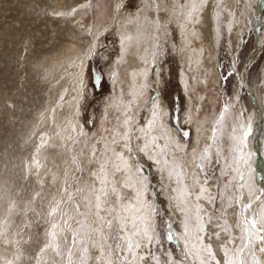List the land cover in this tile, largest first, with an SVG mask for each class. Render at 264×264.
I'll return each mask as SVG.
<instances>
[{"label":"rangeland","instance_id":"374dc122","mask_svg":"<svg viewBox=\"0 0 264 264\" xmlns=\"http://www.w3.org/2000/svg\"><path fill=\"white\" fill-rule=\"evenodd\" d=\"M97 1L0 0V150L4 149L2 152L5 154L0 156V264H37V254L46 243V231L49 228L47 213L50 205L61 197L67 199L62 191L66 183L68 190L74 191L77 184L83 185L91 180L90 173L99 169L98 162L88 163L93 159V148L96 151V161L102 162L106 156L110 158L108 168H112V162H117L112 158L113 150L123 152L132 165L135 184L141 176L148 177V191L143 194V200L155 205L156 215L153 219L160 243L149 244L141 237H136L142 241L141 246L144 245V248L134 250L138 257L144 258L140 259L139 264H156L153 257H157L160 264H167L169 254L173 260H184L183 240L177 241L183 232L184 215L174 198V182L166 177V168H163L165 160L171 163V159H174L182 166L181 186L187 187L191 193L188 197V207H191L192 211L195 212V207L191 206V201L199 191V185L194 187V178L202 182L205 176L210 178L207 185L209 192L217 196V199L214 204H208L203 199L197 202L206 211L219 210V192L224 191L227 197L231 191L225 190L224 185L228 180H232L233 185L239 181V177L229 167L233 156V127L238 137L250 124L251 130L244 139L246 145H242V150L247 155L257 149L258 157L263 163L261 174L264 176V0L261 11L259 8L258 36L253 31L257 28L251 26L248 21L249 13L254 11L258 0H222L218 6L219 0H213L212 12L204 14L201 40L206 55H210L208 63L206 61L205 64L216 77L215 86L207 82L199 69L190 77L183 54L180 55L178 51L181 39L179 26H175L170 18L172 12L168 15L170 0H164L165 12L149 11L148 18L152 20L150 33L157 35L154 38L157 42V52L156 56L152 57L155 63L150 66L146 91L142 94V97L146 96L147 99L140 101V98L136 104V100L129 98V86H125L123 81L120 83L118 76L127 75L129 68L141 70L144 66L135 59L120 62L122 57L119 30L126 18L136 13L141 14L139 11L143 9L144 0H105L100 5L103 8L108 5V10L98 16V10L95 9V6H98ZM149 2L155 6L156 0ZM185 2L187 0H176L177 7L180 5L181 9L178 8L180 11L177 9L172 13L176 19H181V23H188L187 15L192 13H184L182 7ZM229 13L234 16L237 13L236 17L239 15L243 18L239 21L238 17H234L233 22L237 23L227 28L224 17ZM192 15L194 16L193 13L190 14ZM213 16L218 18V34L214 33V26L211 24ZM236 31H239L237 41L234 39ZM259 36L262 42H259ZM257 42L260 43L259 53L242 79L244 65L252 56ZM88 48L90 51H87ZM78 51L88 52L83 68L77 63L81 54L74 55ZM62 56L67 60L64 61ZM63 75L69 76L70 79ZM73 75L80 80H73ZM58 78L64 83V94L57 102L54 101L55 94L52 90ZM183 78L187 89L184 87ZM70 91L74 92L73 99L66 98V93ZM125 98L129 101L126 99L122 104ZM69 101L76 105L72 115L68 113ZM153 103L158 105L160 114L156 121L159 129L155 130L157 143L150 140V137L146 141L144 133L140 131L152 117ZM57 107L60 108L58 115L55 111L51 113L52 108ZM164 110L167 113L164 114ZM188 110L189 118L198 117L199 121L207 114L211 138L203 137L204 141L202 138L198 139V131L186 117ZM60 111L65 113L60 114ZM108 111L109 115L105 114ZM221 112L224 113V118L217 125L216 121L219 120ZM127 117L130 121L126 128L123 123ZM109 121L114 123L110 125ZM213 127H216L214 140L211 131ZM125 131H129L128 143L135 149L132 157H129L124 147L125 142L118 135ZM185 132L188 133L187 137L183 135ZM165 133H172L183 149L172 151L169 146L165 148L161 140V135L163 137ZM115 135L117 143L113 144ZM146 142L149 147L141 152L139 149ZM64 143L66 144L63 145ZM196 143L200 150L197 157L206 146H210L206 157L200 159L204 166L203 172L195 167V163L194 168L187 167L188 153L193 147H197ZM105 144L109 146L107 153L104 151ZM223 144L227 147L224 154L221 150ZM161 149L164 151L161 152ZM74 157L82 164V172L76 171ZM254 158L252 157V161L251 155L249 157L250 169L242 165L241 170L246 178L249 171L251 172L252 182L257 187V173L255 174V168L251 167L254 166ZM155 160L160 163L157 164ZM137 164L140 166L139 170L136 168ZM116 175L112 180H115ZM129 175L132 177L131 171ZM173 177L174 180L177 179L175 175L172 179ZM117 186L119 189L120 185ZM181 186L178 185V188ZM96 187H99V183ZM131 190L132 188L125 187L119 189L122 201L126 204L136 202V193ZM75 199L81 203L83 211L81 197L76 195ZM113 201H116L115 196H110L108 206H116ZM60 210H67L75 217L72 221V227L75 229V220L79 218L75 208L62 204ZM236 210L235 207L229 209L224 218L231 226L232 234L239 236L240 233L235 228ZM103 214L107 219L112 218V215ZM219 215L220 212L217 211V216ZM54 219L60 221V216ZM192 223H195V218ZM220 223H223V219ZM169 226L174 234L172 240L167 239ZM215 230L221 231L219 228ZM209 231L212 229L209 228ZM105 233L107 234V229ZM227 240L228 236L222 231L219 241L213 239V251L218 260L223 259L219 244ZM78 252V248H73L74 260ZM98 254V249L90 251L93 256L92 264H97L95 257ZM260 255L262 256L261 253ZM113 257L117 259L115 254ZM124 257L129 262L132 260L131 254L126 250L119 254V258ZM43 260H47V264H66V251L60 257H54L49 251ZM185 264H193V261L189 259Z\"/></svg>","mask_w":264,"mask_h":264},{"label":"snow or ice","instance_id":"6c2138e0","mask_svg":"<svg viewBox=\"0 0 264 264\" xmlns=\"http://www.w3.org/2000/svg\"><path fill=\"white\" fill-rule=\"evenodd\" d=\"M196 5L193 4L192 9L195 10ZM152 120L148 121L147 128H141L140 131L144 133L145 139L151 136V132L158 120V106L153 103ZM224 118V113L221 112L219 120L216 124L219 125L220 121ZM124 126H129V121H124ZM251 130L249 124L243 131L242 135L237 137L235 135V127H233V146H232V164L229 165L232 171L239 177V181L233 185L232 180H228L224 185L225 190L231 191V194L227 197L224 191L219 192V198L221 200V207L219 210L206 211L201 207L199 203L195 205V212L188 207V197L191 195L187 187H179L173 189L178 191L179 196L175 197L177 200V207L184 215L182 221L183 232L181 237L177 238L179 242L183 240V254L184 260H173L171 254L167 264H185L186 261L191 259L193 264H262V261L258 259L256 252L258 251L264 255V188H257L251 179V172L246 178L244 172L241 170L242 165L248 167L250 154H245L241 145L245 144L244 138L248 136ZM213 137L215 139L216 127H213ZM121 139L125 142L124 147L127 149L129 157L134 155L135 149L128 143L130 140L129 131H125L122 134L118 133ZM185 137L188 133L183 134ZM156 137H152V141H155ZM112 143H117L113 138ZM149 147V143L146 142L139 150L144 152ZM167 148V144L164 146ZM177 149H181L182 146L177 143ZM210 146H206L204 151L199 157H194L195 167L204 171V166L200 163V159L206 157ZM109 146L105 144L104 151L107 153ZM164 149H161L163 152ZM239 153V155H237ZM116 163H112L114 172L113 176L117 172L131 171L132 165L129 164L128 159L125 158L123 152H116L113 150ZM219 155V152H217ZM93 159L88 163L98 162V171H92L90 176L92 182H85L83 185L77 184L74 191H69L67 183L63 188V192L66 194L67 199L63 197L55 200L50 205V210L47 213L49 217V228L46 231V243L40 248L36 257L37 264H41L44 255L51 251L54 257H60L66 251V264H92L93 258L90 255L91 249H98L99 254L95 257L97 264H130L127 258H119V254L123 251L130 253L135 259L136 252L134 249L141 247V242L136 241L134 243V237H141L143 241L151 244L152 242L160 243L159 237L156 233L155 221L153 217L156 215L155 205L143 200V194L148 191V177L141 176L136 184H130L124 182L122 187H135V201L136 205L133 207L131 204L122 203V195L118 191L117 183L115 180L109 179L108 165L110 158L107 156L102 162L96 161L95 148L92 150ZM35 162V160H34ZM157 164L159 160H155ZM73 163L77 164V172L83 171L82 164L77 162V159L73 158ZM164 165L168 166V161H164ZM38 167V165H37ZM139 170V164L136 165ZM169 179L173 175L177 178V184H183V168L177 164L175 160L172 162L170 171L168 172ZM67 176V172L65 173ZM209 177L205 176V179L201 182L194 178V187L199 185V191L196 193V201L205 200L208 204H214L217 196L212 195L207 187L209 183ZM99 183V187L96 184ZM234 189V191H232ZM79 195L83 202V211H81V203L77 202L75 196ZM115 196L116 205H118L122 211H117L116 206H108V198ZM246 197V198H245ZM62 204H69L75 208L76 215L82 217V219L75 220L76 228L73 229L72 221L75 217L71 216L67 210L61 211ZM183 205V207H181ZM254 205H256L254 207ZM236 208L234 212L236 222L235 228L239 231V236H234L229 226L226 216L229 209ZM12 208H9V212ZM217 211L220 215L217 216ZM103 213L112 215L111 219H107ZM193 215L195 216V223H192ZM60 216V221H56L54 218ZM223 219V223L220 221ZM131 223L132 231L129 232L128 224ZM209 228L212 231H209ZM221 229V231L228 236V240L219 244L220 250L223 252V259L218 260L213 251V239L220 240L221 231L215 229ZM107 229V234L105 233ZM70 234V240H69ZM174 234L169 231L167 239L172 240ZM109 241H112L110 243ZM239 241V243H236ZM229 245L232 247L230 248ZM73 248H78V256L73 259ZM114 254L117 259H113ZM141 260L144 258L141 256ZM156 260V264H160L157 257H153ZM11 264V262H9ZM43 264H47V260H43Z\"/></svg>","mask_w":264,"mask_h":264},{"label":"bare ground","instance_id":"6f19581e","mask_svg":"<svg viewBox=\"0 0 264 264\" xmlns=\"http://www.w3.org/2000/svg\"><path fill=\"white\" fill-rule=\"evenodd\" d=\"M95 1V0H94ZM105 0L103 1H100L99 0L97 1V4L98 6H95V9L98 10V15H103L104 13H106V11L108 10V5H104V8L102 5H100V3L102 4V2H104ZM212 1L213 0H187V2H185V5H183V9H184V13L186 12H192L194 14V16H190V13L189 16L187 15L188 19H189V22L188 23H181V19L177 17V19L175 18V14L173 15L172 13L173 12H176V10L179 8L181 9V7H179L180 5H178L177 7V4H176V0H170V10L168 12V15L169 13H171L170 15V18L172 19V21H174V25L175 26H179V29H178V33L181 37L180 39V42H179V45H178V51H179V54L182 53L183 54V59L184 61L186 62L185 64H187V69H188V73H190V77L192 75H194L196 73V70L199 69L200 71L203 72L202 75H204L205 79L207 80V82H209L211 84V86H215L217 81H216V77L212 74V70L210 68H206L208 66H206V61L208 63V60H209V57L210 55H206L205 53V50H204V47H203V44H202V26L204 25V21H205V15L206 13L208 12H212V9H213V6H212ZM111 3V2H110ZM222 3V0H219V2L217 3V6L218 4ZM179 4V3H178ZM193 4L196 5V8L195 10L192 9V6ZM258 4V3H257ZM165 2L164 0H156V3H155V6H153V4H150L149 0H144V3H143V9L140 10L139 12H141V14L139 15L138 13H136L135 15L133 16H130L127 20L125 19L124 22L122 23V28L119 30V33H120V37H119V41H120V51H121V60L120 62H125V61H129V60H137L139 61L143 66L144 68L141 69V70H133V68H129L128 71L129 73L125 76H118V80L120 81H123V84L126 86V84L129 86V91H128V94L130 95V99L133 101H135L134 104H136L140 99V101L143 99H147L146 96H144V98L142 97V94L143 92L146 91V86H147V83H148V73H149V70H150V66L152 63H155L154 59L152 57H154V55L156 54V47H157V42L154 40V38L157 36L154 32L153 34L150 33V26H151V22L152 20L148 18V12L153 10V11H161V10H164L165 12ZM242 6V5H241ZM240 6V7H241ZM90 7V6H89ZM97 7V8H96ZM102 7V8H101ZM157 7V9H156ZM175 7H177L175 9ZM239 7V8H240ZM259 8L260 6L259 5H256L254 11L250 12L249 13V17H248V21L249 23H251V26H253L254 28H257L255 29L256 32H258V24H259V17L260 15L259 14ZM102 9L104 10V12H99V11H102ZM178 9V10H179ZM182 9V10H183ZM72 10V9H71ZM215 10V9H214ZM180 11V10H179ZM260 11H261V8H260ZM72 12V11H71ZM183 12V11H182ZM202 12H205V13H202ZM215 12H217V10H215ZM102 13V14H101ZM239 13V12H238ZM240 14V13H239ZM237 15V13H236ZM236 15L234 16L232 13H229L227 15H225L224 17V21L226 23V27H230L232 25H234L235 23L237 22H233V19L234 17L237 18L238 17V20L240 21L241 17H239V15L236 17ZM191 17V19H190ZM78 18V17H77ZM182 18V17H181ZM243 18V17H242ZM201 21V23H199ZM95 22V21H94ZM248 23V22H247ZM206 24V22H205ZM211 24H213L214 28H213V31L215 34H218L219 33V27H218V18L217 16H213L212 19H211ZM220 24V23H219ZM121 25V24H120ZM208 25V24H207ZM250 25V24H249ZM194 26H196V28H193ZM252 27V28H253ZM238 29V27H237ZM153 30V29H152ZM212 31V26H210V34L212 35L213 33ZM240 31V30H239ZM238 31V32H239ZM237 32V31H236ZM236 33V35L234 36L237 41V38L239 36V33ZM258 36V35H257ZM214 37V35H213ZM211 38V37H210ZM259 42H262V39L261 37L259 36ZM257 42V46H256V49H257V53H259V46H260V43ZM235 44V42H234ZM233 44V45H234ZM159 45V44H158ZM75 47V46H74ZM82 47V46H81ZM77 48V46L75 47ZM87 51H90V48H88ZM87 51H83V52H80L78 51L76 54L74 55H78V54H81L77 63H80L82 65V68L86 65V58L88 57V52ZM180 54V55H182ZM156 56V55H155ZM63 57V56H62ZM64 58V61L67 60V58L63 57ZM62 58V59H63ZM61 59V60H62ZM120 59V58H119ZM153 59V60H152ZM134 60V61H135ZM253 62V60H251ZM133 62V61H132ZM131 62V63H132ZM66 64V63H65ZM70 64V63H69ZM124 64V63H123ZM139 64V63H138ZM153 65V64H152ZM126 66V65H125ZM141 66V65H139ZM70 72V71H68ZM74 73V72H73ZM206 73V75H205ZM119 74V73H118ZM62 75V74H61ZM60 75V77H62ZM64 76V75H63ZM127 76V77H126ZM53 78H55V75L52 76ZM66 77V75L64 76ZM69 77V76H68ZM66 77V78H68ZM245 77V71L243 72L242 74V79H244ZM65 78V79H66ZM64 79V78H63ZM70 79V78H68ZM72 79L73 80H80L76 78L75 75L72 76ZM58 82H55L56 85L54 86L52 92L55 94L54 95V101H57L59 100V98L61 99V96L64 94V83L63 81L57 80ZM73 83V82H72ZM115 83V82H114ZM183 83H184V87L187 89V84L185 83V80L183 78ZM206 83V82H205ZM204 83V84H205ZM123 84L121 85L122 87ZM186 84V86H185ZM40 87V86H39ZM70 87V85H69ZM68 87H66L67 89ZM125 88V87H124ZM69 89V88H68ZM73 89V87L71 88ZM74 90V89H73ZM121 92V90H120ZM124 92V91H123ZM114 95V94H113ZM120 95V94H119ZM123 95V94H122ZM140 95V97H139ZM74 97V92H68L66 93V98L69 99V98H72L73 99ZM127 97V98H128ZM125 98L123 101H122V104L126 102V99ZM70 99V100H72ZM121 99V97L119 98ZM123 99V98H122ZM212 99V98H211ZM127 101H129L127 99ZM146 101V100H145ZM72 101H69V104H68V113L70 115L74 114L75 110H76V105H72L71 104ZM119 102V101H118ZM157 103V102H156ZM64 104V103H63ZM109 104V103H108ZM115 105H119V104H116ZM109 106V105H108ZM158 106V105H157ZM131 108V107H130ZM59 109L60 108H52L51 110V113H53V111L56 112V114L58 115L59 113ZM118 109H119V106H118ZM159 109V108H158ZM108 110V109H107ZM121 111V110H120ZM104 112V111H103ZM163 112V111H162ZM65 112L64 111H60V114H64ZM108 112H105V114L109 115ZM130 113V112H129ZM167 113L165 110H164V114ZM189 114H190V110H188V113H187V118H189ZM61 116V115H59ZM124 116V115H123ZM151 116V115H150ZM160 116V114L158 113V117ZM115 117V115L113 116ZM122 117V116H121ZM111 118V117H110ZM72 119V118H71ZM153 117L150 118V120H152ZM121 120V119H120ZM126 120L130 121L129 118L127 117ZM108 121V120H107ZM125 121V119H124ZM71 122H74L71 120ZM110 125L113 124L114 122L113 121H109ZM189 123H191V125H194L195 128L197 131H198V139L202 138V140L204 141V138H211V132H210V126L208 125V116L207 114L204 116V118L199 121L198 120V117H196L195 119H192L191 117L189 118ZM225 123V122H224ZM228 123V122H227ZM124 124V123H123ZM148 124V122H147ZM147 124L145 126V128H147ZM224 125V124H223ZM225 126V125H224ZM76 129L78 130V126H77V123H76ZM241 127V126H239ZM159 129L158 128V122H156L152 132H151V136H149L148 138L151 140L152 137H156L157 139H155L156 143L158 142V136L157 134L155 133V130ZM163 129V128H162ZM213 129V128H212ZM242 130V129H241ZM73 130H71L72 132ZM212 131V130H211ZM76 132V131H75ZM243 132V131H241ZM154 133V136H152ZM121 134V133H120ZM164 133H162L163 135ZM117 135V134H116ZM116 135L114 136V138L116 139ZM161 135V140L164 142V145L167 144V146L171 147L172 148V151H181V149H183V147L181 149H177L176 148V144L179 143L178 142V139L174 138L173 134L172 133H165V135L162 137ZM218 135V134H217ZM242 134L238 135L241 136ZM120 136V135H119ZM220 137V135H219ZM218 137V138H219ZM121 138V137H120ZM246 138V137H245ZM244 138V139H245ZM67 139V138H66ZM222 139V138H221ZM220 139V141H221ZM224 141V140H223ZM149 142V141H148ZM151 142V141H150ZM154 142V141H153ZM172 143V144H171ZM66 143H64L63 145H65ZM197 144V147H193V150H191L188 154L189 156L187 157V167L188 168H194V157H197V155H199V147H198V143ZM222 144V143H221ZM246 145V144H245ZM114 146V145H113ZM257 146V144H255V147ZM244 147V146H243ZM1 148V147H0ZM117 148V147H116ZM227 148V147H226ZM225 148V145L223 144L222 145V152L223 154L225 153V150H227ZM241 149H242V145H241ZM171 150V149H170ZM245 150V148H244ZM1 151V150H0ZM2 151H4V149H2ZM1 151V154L0 156L2 155V152ZM65 151V150H64ZM243 151V150H242ZM253 151V150H252ZM251 151V160L253 161L252 157L254 158V166L252 165L251 167L252 168H255V174L257 173V187L258 188H264V176L261 174L262 172V162L260 160V158L258 157V152H257V149H255V151L252 153ZM171 152V151H170ZM187 153V152H186ZM150 154H154V153H150ZM156 154V153H155ZM187 154V155H188ZM253 154V156H252ZM3 155H5L3 153ZM11 155V154H10ZM237 155H239V153H237ZM155 156V155H154ZM158 156V155H156ZM186 156V155H185ZM68 157H70L68 155ZM250 157V156H249ZM2 158V157H1ZM9 158V157H8ZM112 158H115L114 155H112ZM226 158V157H225ZM71 160V158H69ZM179 159V158H178ZM215 159V158H214ZM1 160V159H0ZM5 160V159H4ZM11 160V159H10ZM174 159H171V163L168 162V166H163V168H166V177H169L168 175V172L170 171L171 169V166H172V162H173ZM113 163V162H112ZM111 163V164H112ZM262 163V164H261ZM170 165V167H169ZM249 165H250V162H249ZM256 165V166H255ZM213 166V165H212ZM108 173H109V179L112 180L113 178V175L112 173L114 172V170H111L113 168H108ZM117 174V175H116ZM115 175V181L117 183V185H120V190L122 188V184L124 182H128L130 184H135L134 183V180H133V171L131 169V175L132 177H130L129 175V171H123V172H117ZM191 175V174H190ZM189 175V176H190ZM172 179V178H171ZM169 179L170 181L174 182V188L172 187V183L169 182V184L171 185V187L173 189H177L178 188V184H177V179H175V177H173V179L171 180ZM137 181V180H136ZM92 182V177H91V180L88 181V183H91ZM100 186V185H99ZM169 186V185H168ZM181 186V185H180ZM170 187V188H171ZM182 187V186H181ZM118 188V186H117ZM127 188H132V190L135 192V187H127ZM169 188V187H168ZM171 188V189H172ZM199 188V187H198ZM118 189V191H119ZM131 190V191H132ZM167 192V191H166ZM127 193V192H126ZM170 193V192H169ZM175 197L179 196V192L178 191H174L173 192ZM172 193V194H173ZM171 194V193H170ZM171 194V195H172ZM145 197V195H144ZM143 197V198H144ZM174 197V198H175ZM171 198H173V196H171ZM145 200V199H144ZM189 200V199H188ZM177 201V200H176ZM114 202V201H113ZM116 204V201L114 202ZM123 204H126V202L124 203V201H122ZM198 202L196 201V195L194 196V200L191 201V206L193 205L195 207V205L197 204ZM110 204V202H109ZM133 207H135L134 205H136V202H134V204L130 203ZM83 205V204H82ZM112 205V204H111ZM118 211H122V209L116 205ZM66 208V206H65ZM191 209V207H190ZM192 210V209H191ZM194 210V209H193ZM208 211V210H207ZM194 212V211H192ZM194 214V213H193ZM110 215V214H109ZM111 217V216H110ZM80 218V217H79ZM78 218V219H79ZM193 218H195V216L193 215ZM82 219V218H81ZM109 219V218H108ZM128 231L131 232L130 228H132L131 226V223L128 224ZM74 227L76 228V224L74 225ZM133 241L134 243L136 241H139V239L137 240V238L135 237V239L133 238ZM142 243V241H140ZM111 243V242H110ZM147 243V242H146ZM142 245V244H141ZM144 248V245L141 246L140 248ZM147 249V248H146ZM75 250V249H74ZM92 250V249H91ZM136 250V249H134ZM125 252V251H123ZM127 252V251H126ZM258 253V257L262 260V264L264 263V257L263 255L261 256L259 252ZM130 254V253H129ZM143 254V253H142ZM92 256V255H91ZM96 256V255H95ZM132 256V255H131ZM93 257V256H92ZM114 258V257H113ZM125 258V257H124ZM139 261H140V257H138V253L135 257V259H133L132 257V260L130 261V264H139ZM143 264V263H142Z\"/></svg>","mask_w":264,"mask_h":264},{"label":"water","instance_id":"95a60500","mask_svg":"<svg viewBox=\"0 0 264 264\" xmlns=\"http://www.w3.org/2000/svg\"><path fill=\"white\" fill-rule=\"evenodd\" d=\"M257 3H258L257 5H259L260 7L262 6V0H258ZM259 14H260V12H259ZM259 14H258V15H259ZM252 29H253V28H252ZM253 31H254V33L257 34L256 30L253 29ZM257 35H258V34H257ZM257 54H258V53H257V49H256V46H255V49H254V52H253L252 56L246 61L245 65H244L243 72L245 71V74H246V72H247L249 66H250L251 63H252L251 60L254 61V59H255V57L257 56Z\"/></svg>","mask_w":264,"mask_h":264}]
</instances>
